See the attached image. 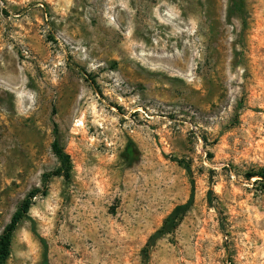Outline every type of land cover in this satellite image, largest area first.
I'll list each match as a JSON object with an SVG mask.
<instances>
[{
  "label": "rangeland",
  "instance_id": "rangeland-1",
  "mask_svg": "<svg viewBox=\"0 0 264 264\" xmlns=\"http://www.w3.org/2000/svg\"><path fill=\"white\" fill-rule=\"evenodd\" d=\"M259 174L264 0H0V235L42 192L6 264H145L192 191L148 264H264Z\"/></svg>",
  "mask_w": 264,
  "mask_h": 264
},
{
  "label": "trees",
  "instance_id": "trees-1",
  "mask_svg": "<svg viewBox=\"0 0 264 264\" xmlns=\"http://www.w3.org/2000/svg\"><path fill=\"white\" fill-rule=\"evenodd\" d=\"M84 72V71H82ZM87 77V80L91 82V79L88 77L86 73H84ZM93 84V83H92ZM56 132V129H55ZM52 149L54 154L60 159L61 161V167L55 172H52L45 176V181L48 182L53 177H63L66 179L70 178V171H71V157L68 155L59 145V142L57 139L52 144ZM128 155H133L134 153V145L133 143H130L127 148ZM181 163V162H180ZM261 175V174H259ZM250 179L255 178L258 176V174H249L248 175ZM260 181L262 184H264V175L260 176ZM212 177L210 178V185L213 186ZM42 193L39 190L32 191L20 204L18 210L12 217V220L10 224L4 229L2 234L0 235V264H6L7 260L9 259L11 255V245H12V239L13 235L17 229V227L20 225V223L28 217L29 211L33 204V199ZM213 190L210 189L208 193V202L210 208L217 210V207L213 203ZM194 204V191H192L190 199L185 203L181 204L175 207V209L172 211V213L165 219L162 227L149 239L146 248L143 251V258L144 263L148 264L149 261V254L151 249L156 245V243L166 237L167 235L175 233L179 225L181 224L182 220L186 216L187 213L191 210L192 206ZM44 244V258L42 264H49V258H48V250L47 246L44 241H42Z\"/></svg>",
  "mask_w": 264,
  "mask_h": 264
}]
</instances>
